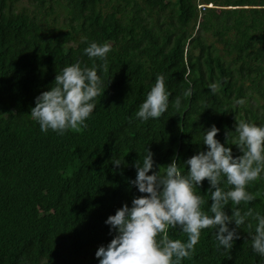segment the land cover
<instances>
[{"label": "trees", "instance_id": "trees-1", "mask_svg": "<svg viewBox=\"0 0 264 264\" xmlns=\"http://www.w3.org/2000/svg\"><path fill=\"white\" fill-rule=\"evenodd\" d=\"M21 1L0 0V264H99L96 251L115 235L106 219L146 195L130 181L147 149L153 171L175 158L186 174L184 162L207 150L212 126L239 156L237 122L264 125V0ZM199 1L212 6L200 9ZM93 41L111 45L106 61L84 53ZM77 62L103 79L96 108L86 128L44 133L30 115L35 98ZM161 75L170 107L144 122L136 112ZM209 188L205 179L195 191L212 215ZM247 191L254 201L225 206L229 216L237 207L252 212L241 228L229 225L239 235L233 248L219 247L214 230L204 229L180 264H264L252 249L264 178ZM165 235L188 239L179 228Z\"/></svg>", "mask_w": 264, "mask_h": 264}, {"label": "clouds", "instance_id": "clouds-1", "mask_svg": "<svg viewBox=\"0 0 264 264\" xmlns=\"http://www.w3.org/2000/svg\"><path fill=\"white\" fill-rule=\"evenodd\" d=\"M111 51V45L94 41L84 49L90 59L101 61H106ZM54 82V87L35 98V107L30 111L40 130L63 135L86 128L87 120L96 108V98L103 88V79L97 68L82 67L77 62L57 73ZM209 90L216 94L218 85L210 84ZM190 94V90L184 93L185 96ZM171 95L165 78L157 76L136 117L144 122L159 119L168 111ZM237 103L244 105L246 101L241 98ZM173 106L177 109L181 107L179 97ZM218 132L215 126L206 130L203 144L207 150L184 162L186 174L181 172L175 158L163 173L160 167L158 171H153L156 163L150 149L146 150L142 161L135 162L137 175L130 184L146 195L134 197L131 206L125 203L106 219L110 232L115 235L106 246L101 245L96 251L99 264H180L195 251L204 229L214 230L219 247L225 250L233 248L234 240L239 235L229 225L234 222L236 228H241L252 212L249 210L242 214L237 207L229 216L225 206L230 201L239 206L242 202L251 203L256 198L247 191V186L264 178V125L237 122L232 144L242 153L239 156H234L232 149L216 138ZM112 163L119 167L123 162L116 159ZM205 179L212 190L209 208L212 215L203 210L205 201L195 191ZM222 183L230 187L225 190L221 187ZM255 219L258 223L252 236V249L264 257V216L257 213ZM169 228H179L186 233L187 242L169 239L165 235Z\"/></svg>", "mask_w": 264, "mask_h": 264}, {"label": "built area", "instance_id": "built-area-1", "mask_svg": "<svg viewBox=\"0 0 264 264\" xmlns=\"http://www.w3.org/2000/svg\"><path fill=\"white\" fill-rule=\"evenodd\" d=\"M207 6H210V4H209V3H206V2H204V1H202V2H200V3L198 4V7H199L200 9H204V8L207 7Z\"/></svg>", "mask_w": 264, "mask_h": 264}, {"label": "rangeland", "instance_id": "rangeland-1", "mask_svg": "<svg viewBox=\"0 0 264 264\" xmlns=\"http://www.w3.org/2000/svg\"><path fill=\"white\" fill-rule=\"evenodd\" d=\"M24 2H27V0H23ZM23 1H21V2H23ZM210 6H212L211 4H210Z\"/></svg>", "mask_w": 264, "mask_h": 264}]
</instances>
